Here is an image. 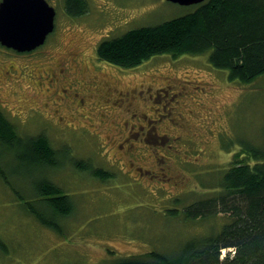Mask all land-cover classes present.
Here are the masks:
<instances>
[{"label": "rangeland", "instance_id": "rangeland-1", "mask_svg": "<svg viewBox=\"0 0 264 264\" xmlns=\"http://www.w3.org/2000/svg\"><path fill=\"white\" fill-rule=\"evenodd\" d=\"M83 1L86 13L75 17L65 0H47L56 10L54 30L34 51L0 45V110L20 136L42 134L56 151L55 164H36L25 146L0 143V264L174 255L188 238L225 221H190L184 208L211 190L241 147L264 146V75L230 82L207 54L155 55L129 69L97 57L101 41L196 5ZM43 182L68 197L69 214L47 205L55 195L38 191Z\"/></svg>", "mask_w": 264, "mask_h": 264}, {"label": "trees", "instance_id": "trees-1", "mask_svg": "<svg viewBox=\"0 0 264 264\" xmlns=\"http://www.w3.org/2000/svg\"><path fill=\"white\" fill-rule=\"evenodd\" d=\"M84 6L83 0L64 2L65 11L75 17L86 13ZM96 51L99 60L122 69L155 55L176 59L207 54L209 65L226 71L230 82L250 83L264 75V0H204L186 15L103 40ZM0 143L25 146L33 163L55 164L56 151L45 136H20L2 110ZM95 173L108 177L101 169ZM209 186L205 196L184 208V215L190 221L222 216L225 221L215 232L188 238L174 255L152 250L120 257L113 264H264V146L241 147ZM38 191L55 195L46 199L47 205L60 216L71 212L68 197L54 183L43 182ZM34 214L60 229L54 221Z\"/></svg>", "mask_w": 264, "mask_h": 264}, {"label": "water", "instance_id": "water-1", "mask_svg": "<svg viewBox=\"0 0 264 264\" xmlns=\"http://www.w3.org/2000/svg\"><path fill=\"white\" fill-rule=\"evenodd\" d=\"M182 6L204 0H166ZM56 10L47 0H0V45L18 53L42 46L53 32Z\"/></svg>", "mask_w": 264, "mask_h": 264}, {"label": "flooded vegetation", "instance_id": "flooded-vegetation-1", "mask_svg": "<svg viewBox=\"0 0 264 264\" xmlns=\"http://www.w3.org/2000/svg\"><path fill=\"white\" fill-rule=\"evenodd\" d=\"M58 73L61 74V75H63V71H62V69L59 68ZM95 82L100 83V84L102 83V82H100V81H98V80H96V79H95ZM102 84H104L103 86H105V87L108 88V89H111V88H112V83H111V82H108V83H102ZM92 89H95V88H92ZM82 101H83V100L80 99V102H81V103H82ZM80 102H79V103H80ZM130 114H131V115H130L131 117H136V116H137V113H130ZM145 118H146V116H145ZM131 126H132V125H131ZM140 128H142V124H140L139 129H140ZM131 130H132V131L129 132L128 135L126 136L127 140L129 139V136L131 137V134L134 132L133 126L131 127ZM136 130H137V129H136ZM126 138H125V140H124L125 142H126ZM119 146L121 147V145H119Z\"/></svg>", "mask_w": 264, "mask_h": 264}]
</instances>
